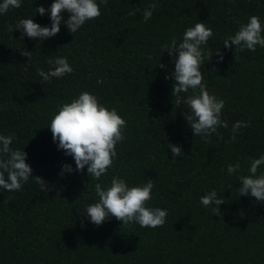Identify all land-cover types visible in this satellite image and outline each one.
I'll return each instance as SVG.
<instances>
[{
  "label": "trees",
  "instance_id": "trees-1",
  "mask_svg": "<svg viewBox=\"0 0 264 264\" xmlns=\"http://www.w3.org/2000/svg\"><path fill=\"white\" fill-rule=\"evenodd\" d=\"M53 2L21 0L20 8L0 14V135L14 136L10 147L23 150L32 168L21 190L0 188V264H264V202L237 190L239 177L250 174V160L264 155V48L224 47L251 16L264 25V0H155L159 7L147 22L143 12L154 0H108L101 16L76 33L62 24L44 41L21 38L15 25L22 19L50 27V13L40 16L36 8ZM196 23L213 31L205 46L213 58L200 70L207 90L225 101L221 119L228 124L208 142L193 135L183 118L190 109L177 103L174 79H166L178 53L170 56L164 46L174 38L182 42ZM61 57L72 74L45 82L37 69L48 72L54 68L48 61ZM84 91L127 122L114 165L99 181L86 168L75 171L50 129L61 105ZM239 121L250 126L230 142ZM168 144L182 148L175 162ZM238 162L240 170L229 175L228 165ZM64 164L74 171L61 176ZM114 176L129 187L153 180L147 206L167 210L165 225L122 227L114 217L93 225L85 211L99 200L95 184L107 188ZM212 190L226 201L222 216L200 203Z\"/></svg>",
  "mask_w": 264,
  "mask_h": 264
},
{
  "label": "clouds",
  "instance_id": "clouds-1",
  "mask_svg": "<svg viewBox=\"0 0 264 264\" xmlns=\"http://www.w3.org/2000/svg\"><path fill=\"white\" fill-rule=\"evenodd\" d=\"M107 3L108 0H99V3L97 0H54L50 8L46 9L43 6L36 8V13L40 16L50 13V27H42L34 23L33 19H22L15 25V30L22 33L21 38L26 35L38 41L58 35L62 24L66 25L73 34L86 22L99 18L101 5L106 7ZM20 7L21 0H3L0 3V14ZM158 7L159 4L154 0L143 12V20L147 22ZM65 13L68 14L67 20L64 19ZM9 31H13L12 25H9ZM212 37L211 28L206 27L205 23H196L194 27L185 30L182 42L177 44L174 38L170 45L164 46L168 49L170 56L174 52L178 53V57L174 60L175 70L170 77H166V79H174L172 95L178 97L177 103L182 100L189 107L190 114L184 115L183 118L188 122L193 135L201 136L205 142H208L212 134L217 133L218 127H228L227 122L221 119L225 101L207 90V85L203 82L204 74L200 70L206 59L209 62L213 58L211 51H206L205 48ZM233 46L238 51L247 49L252 52L256 51L257 46L264 48V25L258 16H251L246 24L240 25L234 35H229L224 40L225 48ZM21 55L28 57L31 61L33 54L24 50ZM215 56L220 58L218 62L223 60L220 51ZM48 63L54 64V68L48 72L37 69V74L45 82L73 72L66 57L49 60ZM159 67L166 68L163 64ZM190 91L192 94L186 99L180 96L181 93ZM248 126L250 125L245 121L234 124L230 142L236 140V135L241 128ZM126 128V120L115 108L109 110L99 102L97 96L87 91L82 92L70 103L62 104L50 124L53 141L58 142V150H63L66 156L74 159L75 171L83 172L86 168L88 176L91 175L97 181L113 167L117 157L116 145L125 139ZM13 140L14 136L0 135V188L9 192L21 190L22 185L32 177V168L26 163V153L10 147ZM168 148L171 149L172 162L183 155L180 146L168 144ZM249 164L250 174L239 177L241 187L237 190L240 196H251L262 203L264 202V173L257 176V171L264 166V155L250 160ZM240 168L241 165L238 162L234 166L228 165L227 171L231 175ZM73 171L71 165L64 164L60 175ZM36 179L47 189L43 180ZM153 188V180H148L143 186L129 187L124 179L114 176L107 188L100 183L95 184V192L99 200L89 204L85 214L96 226H101L110 217H114L122 222V227L132 223L139 224L142 228L163 227L168 216L167 210L147 206L152 200ZM225 202L222 197H218L215 190L200 198L201 205L205 209L210 208L214 216H222L219 206Z\"/></svg>",
  "mask_w": 264,
  "mask_h": 264
}]
</instances>
